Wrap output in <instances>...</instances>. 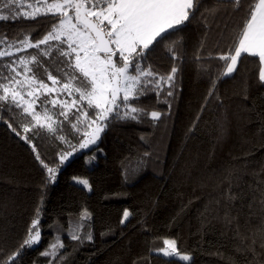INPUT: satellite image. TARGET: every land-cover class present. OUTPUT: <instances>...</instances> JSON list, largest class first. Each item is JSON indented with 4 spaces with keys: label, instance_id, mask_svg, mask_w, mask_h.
I'll use <instances>...</instances> for the list:
<instances>
[{
    "label": "trees",
    "instance_id": "obj_1",
    "mask_svg": "<svg viewBox=\"0 0 264 264\" xmlns=\"http://www.w3.org/2000/svg\"><path fill=\"white\" fill-rule=\"evenodd\" d=\"M204 3L213 6V0ZM215 8L205 13L206 24L198 18L180 34L185 63L171 109L154 93L141 98L147 109L167 113L161 122L114 124L101 135L102 151L70 160L55 183H46L32 146L0 122V260L19 248L39 205L41 241L22 250L19 264H48L41 253L57 232L65 245L61 264H164L166 258L154 252L164 239H175L193 264H264V85L253 58L242 60L234 78L219 80L205 102L210 79L198 71L196 50L203 40L202 56L226 52L245 15L222 4ZM49 20L0 22V32L11 39L32 25L35 40ZM204 62L210 72L222 63ZM149 63L162 74L172 65L163 47ZM50 70L57 74L54 65ZM65 134L76 142L67 127ZM32 143L49 165L66 148L46 131ZM92 153L96 161L89 165ZM73 177L87 178L92 190ZM83 208L91 213L93 242L79 244L66 229ZM125 209L131 215L122 225Z\"/></svg>",
    "mask_w": 264,
    "mask_h": 264
},
{
    "label": "snow or ice",
    "instance_id": "obj_2",
    "mask_svg": "<svg viewBox=\"0 0 264 264\" xmlns=\"http://www.w3.org/2000/svg\"><path fill=\"white\" fill-rule=\"evenodd\" d=\"M216 4L243 10L245 15L226 52L202 56L203 40L196 50L198 71L210 79L206 103L219 80L234 78L242 60L253 58L258 82L264 85V0H247L246 5L244 0H213L212 7L204 0H0V22L50 17V27L35 40L32 25L11 39L0 32V122L32 146L46 171L47 184L56 182L60 168L75 153L90 148L102 151L98 147L101 135L114 124L147 120L156 126L161 122L167 113L147 109L141 98L154 93L157 103L171 109L169 98H175L177 73L185 63L179 51L184 47L180 34L198 18L206 24L205 13L217 11ZM161 47L172 61L164 74L149 63ZM212 59L222 63L210 72L211 66L204 61ZM53 65L55 75L50 70ZM66 127L75 143L65 134ZM41 131L66 145L52 165L41 158L32 143ZM30 132L31 137L27 135ZM73 180L92 190L87 178ZM130 215L125 209L120 223L123 225ZM41 218L38 205L19 248L0 264H19L16 258L22 250L40 243ZM90 220L87 208L75 221L69 219L68 239L79 244L93 242ZM62 234L57 232L54 242L41 253L49 258L48 264H61L65 247ZM155 251L166 258L164 264H193L191 254L182 252L175 239H164Z\"/></svg>",
    "mask_w": 264,
    "mask_h": 264
},
{
    "label": "rangeland",
    "instance_id": "obj_3",
    "mask_svg": "<svg viewBox=\"0 0 264 264\" xmlns=\"http://www.w3.org/2000/svg\"><path fill=\"white\" fill-rule=\"evenodd\" d=\"M94 147V146H93ZM91 149V148H90ZM89 149V150H90ZM89 150H87V151H89ZM86 151V152H87ZM86 152H77V153H75L74 154V156H72V157H70L69 158V160L68 161H66L65 162V164L60 168V170L70 161V160H72L73 158H75V157H77V156H80V155H82V154H84V153H86ZM91 156H94L95 157V159H96V153H92V154H87L86 155V157H87V161H88V164L89 165H91L92 163H94L96 160L95 159H91ZM60 170H59V172H60ZM59 172H58V174H57V177H56V181H57V179H58V175H59ZM73 182L75 183V184H78V183H76L74 180H73ZM78 185H80V184H78ZM80 186H82V185H80ZM83 187V186H82ZM126 222V221H125ZM34 246H36V245H33L32 247H34ZM155 253H157L156 251H154ZM162 255V254H161ZM191 256H192V260H193V255L191 254Z\"/></svg>",
    "mask_w": 264,
    "mask_h": 264
}]
</instances>
